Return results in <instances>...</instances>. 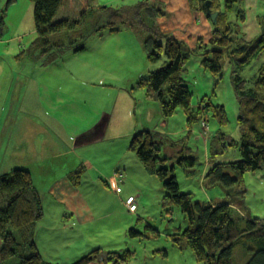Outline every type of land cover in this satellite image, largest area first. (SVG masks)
<instances>
[{
  "label": "trees",
  "instance_id": "1",
  "mask_svg": "<svg viewBox=\"0 0 264 264\" xmlns=\"http://www.w3.org/2000/svg\"><path fill=\"white\" fill-rule=\"evenodd\" d=\"M29 1L33 3L37 36L26 49H20L15 59L26 55L35 64L45 67L65 53L83 50L85 42L93 35L101 37L102 34H112L123 28L130 29L141 40L148 63L153 65L163 56L166 58L162 65L140 76L135 87L142 89L157 104L163 118L170 117L180 107L189 128L203 118H215L219 127L225 126L227 120L221 104L201 99L195 108L192 107V93L183 79L187 61L191 56H197L203 68L219 74L223 58H228L232 65L230 77L238 101L237 124L241 135L237 143L228 140L220 129L214 132L209 139L207 160L211 162L230 147L238 148L240 159L215 162L205 171L204 178L210 185H235L236 190L227 193V197L220 202H195L190 192H179L175 176L167 169H158L159 158L155 153L156 146H178L172 142L167 144L163 133L155 129L136 131L130 139L128 150L134 154L147 175L157 177L160 181L165 191L160 199L162 209L171 213V208L176 207L189 221L179 236L171 238L175 246L187 247L194 259L202 264H239L233 257L235 247H238L239 255H249L245 264H264V218L246 213L245 191L242 188L245 173L264 168V21L260 33L247 41L238 35L237 20L243 18L233 5L235 0H211V11L218 12L214 24L202 0L199 9L210 20L211 30L208 38L199 35L194 45L189 47L185 41L160 30L157 19L164 15V11L151 0H140L135 5L122 8L88 5L77 18L60 19L54 17L63 0ZM14 2L6 0L4 6L0 7V39L5 32L7 6ZM232 14L237 20L230 18ZM61 35L64 36L59 38ZM183 48H187L186 54ZM258 56H263V62L252 83L247 85L248 81L239 76L237 68L245 67ZM188 159L193 162L192 158ZM83 172L84 169L79 167L69 174L73 184L80 183ZM107 184L112 190L109 180ZM112 191L120 193L121 189ZM43 217L41 198L30 172L14 168L0 174V264H5L14 256L18 258L17 264H55L45 260L35 245V228ZM134 228L129 227L127 237L142 238L156 234L153 227L148 225L144 232ZM154 253L166 256L164 249H157ZM134 257L135 252L130 249L102 251L97 248L71 264H90L95 261L128 264Z\"/></svg>",
  "mask_w": 264,
  "mask_h": 264
},
{
  "label": "crops",
  "instance_id": "2",
  "mask_svg": "<svg viewBox=\"0 0 264 264\" xmlns=\"http://www.w3.org/2000/svg\"><path fill=\"white\" fill-rule=\"evenodd\" d=\"M22 1L24 5L13 27L0 39V149L1 153L5 150L4 154L10 152L21 164L29 153L35 160L34 166H38L36 171L29 167L44 211L43 219L35 228L36 248L45 260L55 264H71L97 248L102 251L133 248V240L126 236L124 224L129 228L142 222L153 223L144 215L134 220L138 205L131 211L123 203L127 196H133L132 191L137 192V203L141 194V189L125 187L134 181L130 166L134 167L141 182L154 179L150 178L154 176L144 172L135 156H127L128 153L134 155L128 148L116 150L105 159V162H111V172L106 175L104 170L98 169L99 160L93 162L91 154L93 157V149L128 142L130 136L140 129L155 128L150 126L156 113L159 114L157 104L144 91L143 96H134L127 87L135 85L136 80L153 65L144 62L139 48L129 38L128 30L121 29L99 37L100 40L107 38L117 43L115 52L122 54L120 60H124L120 74L111 63H107L104 48L98 44L95 48L100 49L105 60L98 57L97 63L80 62L75 66L71 59L77 54L68 52L59 63L54 61L49 66L38 67L39 72L30 70V65L37 64L28 60L26 55L21 59L14 58L37 36L33 3ZM151 1L164 11V15L157 19L161 31L191 46L197 36L203 35L201 31L207 19L199 9L198 0ZM233 5L243 18L240 21L233 14L230 16L238 21V35L247 41L253 39L260 28L259 17L264 15V0H235ZM83 51L85 48L79 53ZM126 62L130 65V73L128 69L122 71ZM54 64L59 65L55 66L59 72L49 74L52 69L49 67ZM27 72L41 76L24 75ZM93 75L102 76L100 80L104 86L119 89L123 96H114L111 103L108 96H100L94 101L90 96H75V81L81 79L84 82L86 77ZM22 79L25 81L21 82ZM31 93H40L41 96H31ZM3 166L6 167V163ZM79 167L84 169L83 176L87 175L90 185L84 177L77 185L70 180L69 174ZM114 175L118 179L120 193L108 187L107 179ZM83 181L88 192L81 189ZM100 186H105L110 192L98 204L91 199L90 191ZM149 249L144 257L141 256L142 261H156L159 257L154 253L157 249ZM136 259L141 260L139 255ZM90 264L105 263L95 261Z\"/></svg>",
  "mask_w": 264,
  "mask_h": 264
},
{
  "label": "rangeland",
  "instance_id": "3",
  "mask_svg": "<svg viewBox=\"0 0 264 264\" xmlns=\"http://www.w3.org/2000/svg\"><path fill=\"white\" fill-rule=\"evenodd\" d=\"M139 1L140 0H63L54 19L65 17L77 18L81 11L88 5H107L112 8H122L135 5ZM5 2L6 0H0V7H3ZM198 2L200 4L203 3L202 0H198ZM23 5L24 1L15 0L14 3L7 6V18L5 19L6 33L13 27L16 17L21 11ZM213 10L215 9L213 8ZM263 18L264 15L259 17L260 28L264 21ZM210 28L211 22L207 19L205 27L201 31V34H203L201 36H203V38H206L209 35ZM260 28L257 32L258 34L260 33ZM123 29L126 30V28ZM128 32L129 38L139 48L140 54L144 58V62H146V64H150L145 57L146 55L142 49L141 40L136 34L133 33L132 30L128 29ZM63 36L64 35H61L59 38ZM101 36L103 38L105 35L102 34ZM122 38H124V34H122ZM97 44L103 46V51L106 56V60L108 61L107 63H111L116 70V73L120 74L121 64L122 61L124 62V60H120L122 54H117L115 52L116 48L114 46H116L117 43L111 42L107 38L100 40L98 35H93L85 42V51H83L84 53L72 52L71 54L77 55L76 57L72 58L71 61L75 66H77L80 62H91L92 64L97 63L96 61H98V57L105 60V57L100 54V49L96 50L95 46ZM188 46L191 47L190 44ZM183 50L186 54L187 48H183ZM27 59L30 60L29 57H27ZM60 60L61 59H58L56 61L59 63ZM164 60H166V58L163 56L158 62L153 64V68L151 69L162 65ZM30 61L33 62L32 60ZM262 62L263 56H258L245 67L241 69L237 68L239 76L248 81L247 85L252 83V79H254L257 75L258 68ZM49 65L51 64H47L46 66ZM52 66L53 67H49L52 68L49 74H51V72H59V70L55 69V66H59L58 64H54ZM38 67L41 66L38 64L37 66L30 65L29 68H31L30 70H36L39 72L40 69H38ZM128 67H130V65L126 62V67H124L122 71L127 70ZM231 70L232 65L226 56L222 60V69L219 74H213L207 69L203 68L199 63V57L191 56L186 63V70L183 73L184 82L192 93V107L195 108L201 99L210 100L212 104L223 105L227 120V124L225 126L219 127L215 118L209 117L207 120H204L203 118L201 121L193 123V125L189 128L186 125V116L180 107L176 109L173 115L167 118H163L161 115L156 113V116L151 121L150 127H155L152 129L163 133L167 144L172 142L176 143L178 146L175 148L169 146L165 147L162 145L156 146L155 153L159 158L158 169L164 168L167 169L170 174H173L175 176L179 192H190L192 194V200L195 202H220L227 197V193L231 194L237 188L235 185L226 187L220 183L210 185L204 178L205 171H207L215 162H232L240 159L238 148L230 147L223 154L217 155L211 162L207 160L209 139L211 135L217 130L220 129L221 131L225 132L228 140L232 139L238 143L240 139L241 132L237 124V116L239 112L238 101L231 83ZM17 71L20 72V70ZM128 73H130V68L128 69ZM24 75H32L36 78L41 76L31 72L24 73ZM100 77L102 76L93 75V77L90 78L86 77L84 82H82L81 79L75 81V96H90L91 100L93 101L100 99V96H108L110 103L115 100V98H113L114 96H123L120 95L121 91L119 89H109L107 86H104L103 82L100 80ZM23 80L24 79H22L21 82H23ZM127 87L133 92L134 96H143V90L136 88L135 85H129ZM34 91L37 90L34 88ZM84 91L86 92V95H84ZM31 96L41 95L40 93H31ZM82 100H85V98H82ZM92 109L94 110V107H92ZM131 137L132 136H130L128 139V142H124L122 144L120 143L116 146L108 145L97 150H92L93 157L91 154V158L93 162H96L95 160L97 159L99 160L97 162L98 169L104 170L105 175L111 172V162L109 160L107 163L105 162V159L112 155L116 150H127ZM24 152L27 153L28 150L25 149ZM4 153L5 150L3 153H1L0 149V157H2L0 160V174L7 173L14 168H23L28 171H30L29 167L35 171L38 169V166H34L35 160L29 153L22 164L13 155H10V152H7L6 154ZM127 156H129V158L130 156L134 158V155L131 153H128ZM188 158H192L193 162H190ZM25 162L26 164H24ZM3 163H6V167L3 166ZM130 168L134 176V185H125V187L132 190H136L137 188L139 190L141 189L140 197H137L138 203L137 200H135L136 206L138 205V210L134 215V220L137 219V216L140 217L144 215L148 217L149 221H152L153 223L150 225L148 223L142 222L141 224H138L137 226L135 224L132 227H135L134 229L140 232H144L146 230V225H148L153 227V229L156 231V234L149 235V237L144 236L139 238V236H136L132 238L133 248L130 247V249H134L136 256L139 255L141 260L136 259L135 256L128 264H202L201 262H197L194 259L193 254L187 247L178 248L173 244L171 238L173 236H179V234L188 226L189 221L187 217L176 207L171 208V213L162 209V206L160 205V199L162 195L165 194V191L158 178L150 177L154 179L141 182L136 177L134 167L130 166ZM86 176L87 175L83 177L87 181V184L90 185L91 182L87 180ZM84 181L81 183V189L83 191L86 190L85 192H88L84 187ZM116 181L119 185L118 179H116ZM242 185V188L245 191L244 207L246 209V213L251 216L264 218V168L255 172L245 173L243 176ZM107 192L110 191L105 186H100L99 189L92 188V191H90L91 199L95 200L98 204H101L102 201L105 200L104 196ZM136 193V191H132L135 199L137 196ZM125 205L128 207L126 203ZM126 218L129 219V216H126ZM123 227H126V231L129 229L127 224H124ZM151 247L160 250L164 249L166 251V256L163 257L159 254V257H157L156 261H142L141 256L144 257V254L148 253L150 250L149 248ZM244 255H239L238 247L233 249V257L236 259L237 263L245 264L248 261L249 255ZM17 263L18 258L14 256L10 260L6 261L5 264Z\"/></svg>",
  "mask_w": 264,
  "mask_h": 264
},
{
  "label": "built area",
  "instance_id": "4",
  "mask_svg": "<svg viewBox=\"0 0 264 264\" xmlns=\"http://www.w3.org/2000/svg\"><path fill=\"white\" fill-rule=\"evenodd\" d=\"M109 184H110V187H111L112 190L119 191L118 184H117V181H116V178L115 177H112L109 180ZM125 203L128 205V207H129L130 210H132V211L135 210V208H136V201H135L134 196H128L125 199Z\"/></svg>",
  "mask_w": 264,
  "mask_h": 264
},
{
  "label": "water",
  "instance_id": "5",
  "mask_svg": "<svg viewBox=\"0 0 264 264\" xmlns=\"http://www.w3.org/2000/svg\"><path fill=\"white\" fill-rule=\"evenodd\" d=\"M210 4H211V0H205L204 6L206 8V13L209 15L211 22L214 24L216 22V16H217L218 12L217 11H211Z\"/></svg>",
  "mask_w": 264,
  "mask_h": 264
},
{
  "label": "bare ground",
  "instance_id": "6",
  "mask_svg": "<svg viewBox=\"0 0 264 264\" xmlns=\"http://www.w3.org/2000/svg\"><path fill=\"white\" fill-rule=\"evenodd\" d=\"M112 177H109L108 180H110Z\"/></svg>",
  "mask_w": 264,
  "mask_h": 264
}]
</instances>
